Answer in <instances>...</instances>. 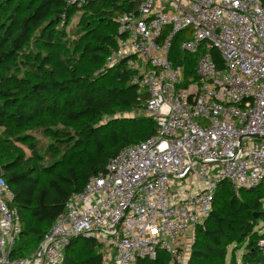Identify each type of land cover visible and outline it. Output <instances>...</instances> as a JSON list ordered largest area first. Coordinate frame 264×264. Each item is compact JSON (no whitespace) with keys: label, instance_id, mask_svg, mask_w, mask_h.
I'll list each match as a JSON object with an SVG mask.
<instances>
[{"label":"built area","instance_id":"obj_1","mask_svg":"<svg viewBox=\"0 0 264 264\" xmlns=\"http://www.w3.org/2000/svg\"><path fill=\"white\" fill-rule=\"evenodd\" d=\"M81 6L96 0H64ZM126 5L106 69L123 65L148 96L156 135L130 145L74 192L36 249L19 257L22 218L0 173V264H63L72 240L93 239L101 264L167 255L190 264L197 230L222 181L264 182V7L260 0H105ZM198 55L195 77L171 56ZM217 52L221 63L213 58ZM202 182L180 195L184 183ZM258 246L264 255V239ZM263 264V263H253Z\"/></svg>","mask_w":264,"mask_h":264},{"label":"trees","instance_id":"obj_2","mask_svg":"<svg viewBox=\"0 0 264 264\" xmlns=\"http://www.w3.org/2000/svg\"><path fill=\"white\" fill-rule=\"evenodd\" d=\"M126 9L105 0L81 6L64 0H0V173L22 218L21 258L36 249L74 192L104 172L122 150L156 135L149 118L129 126L102 124L105 117L144 109L148 99L123 65L106 69L116 47V18ZM80 11L83 19L88 15L87 20L107 22L113 29L106 34L90 29L71 49L62 26ZM171 58L185 66V78L195 77L198 55L181 52L176 41ZM213 58L221 63L217 52ZM262 189L264 182L244 190L247 199L241 202L228 182L220 183L213 212L197 230L190 264H224L229 247L245 243L244 264H264L258 246L264 233L256 231L264 222ZM167 259L159 253L137 264H167ZM63 264H101L97 243L72 240Z\"/></svg>","mask_w":264,"mask_h":264},{"label":"rangeland","instance_id":"obj_3","mask_svg":"<svg viewBox=\"0 0 264 264\" xmlns=\"http://www.w3.org/2000/svg\"><path fill=\"white\" fill-rule=\"evenodd\" d=\"M16 2H25L27 3V0H16ZM84 12L80 11L74 14L69 20L65 21L62 28L65 30L66 38H65V45L67 47H70L73 49V43L77 41V39L83 35H85L86 31L92 29V30H99L102 33H108L111 29H113V25L104 22V21H96V20H87L88 15L84 17ZM140 118H149L147 114L145 113L144 109L142 110H134L130 113L126 114H119L116 116H108L103 119L102 124H105L107 126L112 125H118V122H121L120 125H132L134 121L142 120ZM202 185V182L193 179L191 182L187 181L184 183L183 189L180 190V195L185 196L186 193H194L197 192ZM264 189H262V192ZM241 191L240 193H236L235 191L232 192V194L239 199L241 202L246 201L247 196L244 195ZM246 193V192H245ZM218 208H216V211ZM258 217L256 216L255 219ZM256 231L258 234L262 235L264 233V222L259 223V225L256 228ZM197 234V233H196ZM195 242H196V236H195ZM195 245V243H194ZM193 245V249H194ZM192 249V250H193ZM78 250V249H77ZM233 252V253H232ZM232 253V256H231ZM248 253L247 249V243L240 245V244H234L229 247L228 249V257L224 264H244L242 261V258L245 257ZM211 264V263H210ZM212 264H223L219 261L212 263Z\"/></svg>","mask_w":264,"mask_h":264}]
</instances>
